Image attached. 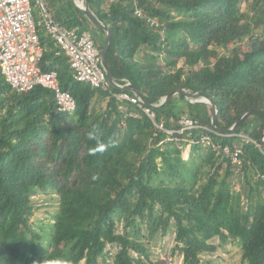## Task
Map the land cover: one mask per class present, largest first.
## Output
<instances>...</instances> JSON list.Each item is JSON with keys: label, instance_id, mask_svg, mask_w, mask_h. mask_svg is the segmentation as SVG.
<instances>
[{"label": "trees", "instance_id": "obj_1", "mask_svg": "<svg viewBox=\"0 0 264 264\" xmlns=\"http://www.w3.org/2000/svg\"><path fill=\"white\" fill-rule=\"evenodd\" d=\"M87 2L110 31L105 62L114 83L139 90L154 120L135 104L76 82L40 15L34 19L44 49L40 68L57 72L76 109L58 112L46 88L17 93L0 73V264H106L108 246L116 250L113 264H148L146 244L168 233L182 264H210L200 256L226 244L238 249V264H264V183L258 177L264 176V0H137L141 18L132 0ZM45 9L58 24L87 31L103 49V30L74 0H46ZM118 87L110 92L120 93ZM178 90L210 98L218 129L211 106L197 98L177 94L154 108ZM96 95L108 101L92 114ZM182 117L202 129L184 138L187 132L176 133ZM160 122L176 132L167 136L156 128ZM203 136L221 149L204 147L207 154L193 166L181 158L179 145L192 141L195 151ZM226 147L241 150L239 163L231 162ZM41 193L56 202L46 236L30 222L32 198Z\"/></svg>", "mask_w": 264, "mask_h": 264}, {"label": "built area", "instance_id": "obj_2", "mask_svg": "<svg viewBox=\"0 0 264 264\" xmlns=\"http://www.w3.org/2000/svg\"><path fill=\"white\" fill-rule=\"evenodd\" d=\"M46 0H0V73L7 84L17 93H27L36 87L52 90L56 100L57 111L72 113L76 109V103L70 93L61 89L57 72H44L40 68L43 47L36 34V26L33 17V5L40 12V17L46 34L50 37L55 48L59 49L67 58L69 68L73 71L76 82L85 83L100 92L109 93L113 98L127 101L137 105L151 120L154 113L142 105L137 96H131L126 91L120 93L110 92L112 87L106 73L101 66L100 52L95 46L91 35L87 31H81L79 27H65L58 24L45 9ZM134 15L142 17L137 8V0H132ZM78 9L82 7L79 3ZM154 24V21H151ZM181 129L168 130L163 122L155 123L158 130L167 136L175 132L189 136L192 130L202 129L195 121L182 117ZM209 132L216 134L214 131ZM243 139V135H240ZM247 139V138H246ZM244 140V139H243ZM249 141V139H248ZM202 144L213 151L221 149L213 143L210 136L202 137ZM223 152L231 158L233 164L239 163L241 150L236 148L232 153L226 147ZM264 183V176H258Z\"/></svg>", "mask_w": 264, "mask_h": 264}, {"label": "rangeland", "instance_id": "obj_3", "mask_svg": "<svg viewBox=\"0 0 264 264\" xmlns=\"http://www.w3.org/2000/svg\"><path fill=\"white\" fill-rule=\"evenodd\" d=\"M79 5V4H78ZM39 11L33 5V16L34 19L39 18ZM93 23V22H92ZM89 25L90 22H88ZM94 27V26H92ZM165 38H169L171 41L173 38L172 34L165 33ZM226 47H220L221 51H224ZM229 49H232L230 46ZM182 63H179L181 66ZM105 105V106H104ZM106 103L103 102L98 103L95 100H91L90 102V112L92 114L102 113L106 108ZM170 122H173L172 119ZM187 138L188 136H183ZM244 137V135H243ZM244 141H248V138H243ZM191 142H187V144L179 145L181 150V158L184 161L192 163L193 166L196 164H201L202 158L205 156L206 150L203 145L201 148L195 149L192 151ZM208 148V147H207ZM192 154V155H191ZM235 192H239V188L235 189ZM52 203H56L52 196L45 194H38L32 198V204L35 208L34 215L31 218V224L36 232L39 234L46 236V232L50 230V226L52 225V214L55 212L56 205ZM46 238L44 237L43 241H41L40 247L46 250ZM215 244H218V241H214ZM148 251V264H182V257L179 255L176 249L175 236L173 234L168 233L162 238L157 236L153 242H149L146 244ZM108 255L106 256V264H113V257L115 255L116 250L111 246H108L106 249ZM132 256H136V254H132ZM201 261L203 263L210 264H238L239 263V251L233 244H226L223 247H219L217 251L211 254H203L200 256ZM82 264V263H80Z\"/></svg>", "mask_w": 264, "mask_h": 264}, {"label": "water", "instance_id": "obj_4", "mask_svg": "<svg viewBox=\"0 0 264 264\" xmlns=\"http://www.w3.org/2000/svg\"><path fill=\"white\" fill-rule=\"evenodd\" d=\"M80 10L85 14L86 17H88L97 27L101 28L104 32V47L102 49V51L100 52V57H101V66L103 68V70L106 73L107 79L109 80L110 84L112 87H118L113 80V77L107 67V64L105 62V54L106 51L109 47L110 44V31L107 27H105L98 19L97 17L92 13V11L89 8V4L87 2V0H82V7L80 8ZM119 89H121L122 91H126V92H131L133 93L135 96H137L141 102L144 105H147L143 95L141 94V92L139 90H137L136 88H134L130 83H126L124 86H119ZM177 94H182L185 96L186 99L188 100H192V99H199L198 101L200 103H205L211 106L212 108V120L211 123L213 125V127L215 129H218L216 126V117H217V108L215 106V104L212 102V100L210 98H208L205 94H203L200 91H188V90H178L175 92L170 93L169 95L165 96L161 103L158 106H155L154 108H158L159 106H162L163 104H165L171 97L177 95ZM253 109H250L248 111H246L244 114H242V116L236 121V123L230 128V131H233L234 128L236 127L237 123L243 118L245 117L247 114H249L250 112H252ZM261 143L264 144V127L261 133V138H260Z\"/></svg>", "mask_w": 264, "mask_h": 264}, {"label": "crops", "instance_id": "obj_5", "mask_svg": "<svg viewBox=\"0 0 264 264\" xmlns=\"http://www.w3.org/2000/svg\"><path fill=\"white\" fill-rule=\"evenodd\" d=\"M75 1V5H76V7L78 8V4L79 3H81L82 2V0H74ZM39 19V18H38ZM37 19V20H38ZM93 100H95V101H97L98 103H100V102H103L104 104L106 103L107 104V101H108V99L107 98H105L104 96L102 97V95H96V97L93 99ZM105 106V105H104Z\"/></svg>", "mask_w": 264, "mask_h": 264}, {"label": "clouds", "instance_id": "obj_6", "mask_svg": "<svg viewBox=\"0 0 264 264\" xmlns=\"http://www.w3.org/2000/svg\"><path fill=\"white\" fill-rule=\"evenodd\" d=\"M101 51H102V50H101ZM101 51H99V52H101ZM88 138H89V139H95V138H96V134L93 133V132H90V133L88 134ZM101 150H103L102 147H101ZM54 264H67V262L55 261Z\"/></svg>", "mask_w": 264, "mask_h": 264}]
</instances>
